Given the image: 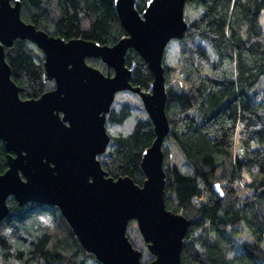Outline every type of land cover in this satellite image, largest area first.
Returning a JSON list of instances; mask_svg holds the SVG:
<instances>
[{
	"label": "trees",
	"instance_id": "16d2710c",
	"mask_svg": "<svg viewBox=\"0 0 264 264\" xmlns=\"http://www.w3.org/2000/svg\"><path fill=\"white\" fill-rule=\"evenodd\" d=\"M18 1L22 20L66 41L114 45L127 35L115 0ZM147 3L137 1L139 12ZM187 3L199 14L193 20L186 17L189 28L178 40L177 66L163 61L171 126L166 140L177 146L193 170L186 173L171 166L163 148L166 207L190 221L181 264H264V0ZM4 51L21 98H38L54 87V81L45 78L43 54L34 44L15 39ZM86 62L104 74L108 71L100 58ZM126 65L132 70L131 84L151 91L154 75L140 53L129 49ZM176 70L182 81L170 85ZM133 108L128 102L113 106L107 123L124 124ZM155 138L149 116L138 119L131 133L111 135L100 155L102 169L108 177H131L142 185L141 162ZM8 155L0 140V173L8 167ZM217 183L224 196L216 191ZM7 203L8 214L0 222V264H101L81 246L56 206L19 205L13 197ZM136 224L129 223L134 232L128 234L137 248ZM239 235L252 241L237 252ZM153 257L147 253L145 260Z\"/></svg>",
	"mask_w": 264,
	"mask_h": 264
},
{
	"label": "water",
	"instance_id": "95a60500",
	"mask_svg": "<svg viewBox=\"0 0 264 264\" xmlns=\"http://www.w3.org/2000/svg\"><path fill=\"white\" fill-rule=\"evenodd\" d=\"M137 1L115 0L127 35L114 45H100L51 35L22 20L18 0H0V140L9 153L8 167L0 173V222L10 197L19 205L49 204L101 264H181L190 221L165 204L163 146L171 126L163 61L169 42L182 40L189 28L187 0H148L142 13ZM15 39L42 52L45 78L54 81L38 98H21L11 78L4 48ZM129 49L140 53L153 72L149 92L131 84ZM87 58H100L107 73ZM123 91L139 95L154 124L156 138L141 162L142 185L131 177H108L99 160L111 142L106 115ZM215 189L224 196L219 183ZM131 221L154 256L147 263L127 235Z\"/></svg>",
	"mask_w": 264,
	"mask_h": 264
},
{
	"label": "rangeland",
	"instance_id": "374dc122",
	"mask_svg": "<svg viewBox=\"0 0 264 264\" xmlns=\"http://www.w3.org/2000/svg\"><path fill=\"white\" fill-rule=\"evenodd\" d=\"M199 11H200L199 9H194V7L191 4L186 3L185 17H187L188 19H190V20L195 19L198 16ZM260 26L264 30V10L262 11V14L260 16ZM205 43H206L205 44L206 47L210 51H212L210 44L208 42H205ZM179 58H180V43L178 40L173 39L169 42L168 46L166 47L165 56H164V65L170 66V67H176L178 62H179ZM182 76L183 75H182V73H180V70H176L175 72H172L171 76H170L171 78L169 81L170 85L180 83L182 81ZM166 85H167V87L169 86V84H167V83H166ZM140 100H141V98L139 97V95H137L131 91H123V92H119L116 94V98H115V101H114L112 107L116 106V108H120L123 105V103H125V102L131 103L134 105L133 115L131 117H129L124 124L113 125V124L107 123V121H106L105 127H106L108 134H111V135L119 134V133L129 134L133 131L137 120L140 118H143L144 116L146 117L148 115L147 112L144 111L145 108H144V110L141 109L142 101H140ZM142 105H143V103H142ZM163 148H165L166 151L168 152L169 164L171 166L177 165L181 169L182 172H186V173L193 171L192 168L190 167V165L188 164L186 158L181 154V152L178 150L177 146L175 144H173L170 140L165 141ZM99 159H100V156H99ZM136 228L138 229L137 224H136ZM129 230L131 231V233L134 232V229L132 228V226L129 225L128 229H127V235L128 236H129V234H128ZM138 232L140 234L138 245L141 248H139V247H137V248L139 250H141V252H142V258H141L142 262L146 263L147 261L145 260V256L147 253H149V254H151V253H150L148 246H147L146 242L144 241L139 229H138ZM247 241H252V238L247 237V236H242V235L235 237L237 252H240L243 244Z\"/></svg>",
	"mask_w": 264,
	"mask_h": 264
}]
</instances>
